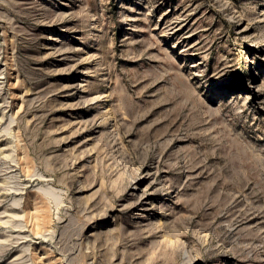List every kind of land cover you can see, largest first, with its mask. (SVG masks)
<instances>
[{
    "label": "rangeland",
    "instance_id": "rangeland-1",
    "mask_svg": "<svg viewBox=\"0 0 264 264\" xmlns=\"http://www.w3.org/2000/svg\"><path fill=\"white\" fill-rule=\"evenodd\" d=\"M0 264H264V0H0Z\"/></svg>",
    "mask_w": 264,
    "mask_h": 264
},
{
    "label": "bare ground",
    "instance_id": "bare-ground-1",
    "mask_svg": "<svg viewBox=\"0 0 264 264\" xmlns=\"http://www.w3.org/2000/svg\"><path fill=\"white\" fill-rule=\"evenodd\" d=\"M179 29V28H178ZM175 31V30H174ZM53 49V48H52Z\"/></svg>",
    "mask_w": 264,
    "mask_h": 264
}]
</instances>
